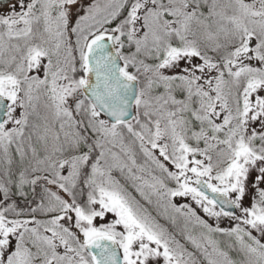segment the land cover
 <instances>
[{
  "label": "snow or ice",
  "instance_id": "obj_1",
  "mask_svg": "<svg viewBox=\"0 0 264 264\" xmlns=\"http://www.w3.org/2000/svg\"><path fill=\"white\" fill-rule=\"evenodd\" d=\"M0 9V264H264V0Z\"/></svg>",
  "mask_w": 264,
  "mask_h": 264
},
{
  "label": "trees",
  "instance_id": "obj_2",
  "mask_svg": "<svg viewBox=\"0 0 264 264\" xmlns=\"http://www.w3.org/2000/svg\"><path fill=\"white\" fill-rule=\"evenodd\" d=\"M116 174L119 176L118 173H116ZM118 179H120V176L118 177ZM121 182H123V181H121ZM129 191L132 193L133 196H136L137 199H140L139 196H138V194L135 192L134 189L129 188ZM141 203H145V202H144V201H141ZM145 207H147V208L149 209V211L151 212V214H152L153 216L156 215V211H155L154 206H150V205H147V204L145 203ZM157 219H158V221H159L161 224H164L166 227H169V230H170V231L172 230V229H171V225H170L167 221H165V220H163V219H161V218H159V217H157ZM177 238H178V239H181V242H182V243L184 242V241L182 240L181 237L178 236Z\"/></svg>",
  "mask_w": 264,
  "mask_h": 264
},
{
  "label": "rangeland",
  "instance_id": "obj_3",
  "mask_svg": "<svg viewBox=\"0 0 264 264\" xmlns=\"http://www.w3.org/2000/svg\"><path fill=\"white\" fill-rule=\"evenodd\" d=\"M0 11H4V10H0ZM119 174V173H118ZM114 175L116 176V178L118 179V175L116 173H114ZM176 201L177 202H180V203H183L185 202V199L184 198H176ZM246 203H247V200H246ZM201 215H203V213H201ZM109 218H111V214H109ZM226 226V225H225Z\"/></svg>",
  "mask_w": 264,
  "mask_h": 264
},
{
  "label": "flooded vegetation",
  "instance_id": "obj_4",
  "mask_svg": "<svg viewBox=\"0 0 264 264\" xmlns=\"http://www.w3.org/2000/svg\"><path fill=\"white\" fill-rule=\"evenodd\" d=\"M0 10H5V9H0Z\"/></svg>",
  "mask_w": 264,
  "mask_h": 264
}]
</instances>
